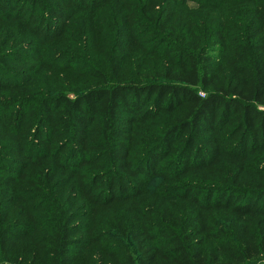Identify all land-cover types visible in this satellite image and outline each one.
I'll return each instance as SVG.
<instances>
[{
    "label": "trees",
    "instance_id": "obj_1",
    "mask_svg": "<svg viewBox=\"0 0 264 264\" xmlns=\"http://www.w3.org/2000/svg\"><path fill=\"white\" fill-rule=\"evenodd\" d=\"M263 254L264 0H0V264Z\"/></svg>",
    "mask_w": 264,
    "mask_h": 264
},
{
    "label": "rangeland",
    "instance_id": "obj_2",
    "mask_svg": "<svg viewBox=\"0 0 264 264\" xmlns=\"http://www.w3.org/2000/svg\"><path fill=\"white\" fill-rule=\"evenodd\" d=\"M188 3V6H189V8H196V4L195 3H193V2H187ZM144 189H145V192H146V194H147V196L151 193L152 194V186H150V184H146L145 186H144ZM131 247V246H130ZM20 250V248L18 247L17 248V252ZM131 251L133 252V253H135L134 252V248L133 247H131ZM18 254V253H17ZM251 264H264V254L260 257V258H257L256 260H253L252 262H251Z\"/></svg>",
    "mask_w": 264,
    "mask_h": 264
}]
</instances>
